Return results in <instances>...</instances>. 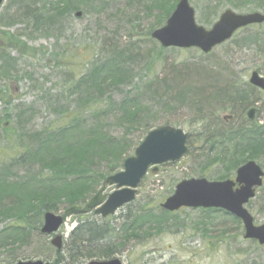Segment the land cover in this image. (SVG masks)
<instances>
[{
    "label": "rangeland",
    "instance_id": "rangeland-1",
    "mask_svg": "<svg viewBox=\"0 0 264 264\" xmlns=\"http://www.w3.org/2000/svg\"><path fill=\"white\" fill-rule=\"evenodd\" d=\"M92 1L95 4L99 2ZM174 1L171 0L170 3ZM57 2L58 0H5L0 8V171L12 169L16 174L11 177L13 181L27 179L32 190L39 179L51 176V169L41 168L39 162L33 161L30 152L38 145V137H43L46 133L53 135L57 129H62L71 112H74L76 120L83 121L84 128H88L92 122H101L106 126L111 125L113 130H110L115 135L119 134L123 127H118L114 121L103 120L102 116L92 115L106 109L110 99L109 92L98 104L82 107L75 102L77 94L71 88L75 80L86 76L96 63L110 56L109 52H102L106 36L114 37L121 46L134 43L138 48L135 52L140 53L136 58L138 62L133 63L132 76L120 78L118 88L112 94L113 100L117 103L126 97L139 98L140 127L147 123L151 130L164 125L180 127L190 133L191 138L185 156L176 162L159 165L155 173L149 169L139 183L135 201L103 220L108 229L107 237L97 245L100 249L111 246V257H118L126 264H264V246L244 239L243 224L237 223L231 214L220 209L202 207L167 212L161 204L173 194L181 180L203 176L208 181H219L228 172V178L234 177L237 168L231 167V171L223 158L215 160L219 145L212 148V141L215 140L211 138L213 134L231 126L239 128L244 125L250 128L251 122L264 129V91L255 89L249 81L253 71L260 72L264 77V24L248 26L238 31L233 39L217 46L212 53L205 54L196 48H161L150 36L166 20V15L160 10H154L148 16L141 14L140 19L135 21V29L124 25L118 28L115 35L113 26L118 25L119 21L110 16L116 14L117 5L124 6L126 0H110V6L104 14L82 4V1L75 5L72 3L71 6L62 1L59 4ZM190 2L196 10L197 23L207 29L226 9L243 14L257 11L264 13V0ZM50 4H53L50 9H43L44 5ZM167 6H170L169 3ZM26 7L38 9V17H23L22 8ZM37 19H41L43 23H37ZM147 49H153V56H148L150 53ZM158 54L160 56L157 59ZM4 62L8 66L5 67L7 70L1 68ZM185 74L188 77L195 76L196 82H181L182 85L178 86L173 83L176 78ZM165 78L170 85V88H164L167 90L166 94L169 91L167 95L162 94L164 91L161 89ZM208 79L215 82L208 85L210 88H219V92L228 91V95L220 96L214 89L209 93L206 104L201 102L198 106L195 99L187 97L188 89H193L192 97L204 95L199 89H203L202 83ZM151 80L161 89V94H156L160 97L159 103L155 96L153 99V92L146 89V84ZM239 93L243 96V103ZM170 97L173 101L170 99L168 103L174 107L166 102ZM197 97L199 100L203 98ZM179 98L181 101L185 98L188 101L181 106ZM233 102L239 106H235ZM200 106H204V112L198 114ZM250 107L256 108V117L252 121L248 120L246 114ZM229 115L233 118L227 123L224 117ZM5 121L10 124L8 130H3L2 122ZM211 122V128L216 132L204 134L203 131L210 128L208 126ZM141 133L142 131L135 130L128 138L137 137V143L143 139ZM135 146L137 145L134 144L125 156H132ZM252 156L253 153H244L239 164ZM254 156L264 169V155L259 158ZM101 183L86 194L87 198L97 191ZM115 188L108 187L106 193L113 192ZM58 198L50 201L47 207L52 206L54 213L63 214L68 207V199L61 196ZM31 200L37 203L39 199ZM263 205L264 185L247 205L254 216V222L258 224L264 223ZM146 214L154 218V222H147L143 225L144 229L124 238L123 227ZM85 217L101 223L93 213ZM83 218L79 215L70 216L61 227L67 244L73 228ZM157 218L161 219L159 223L156 222ZM11 221L6 217L0 218V231ZM31 221L33 225L43 223L42 219L37 221L34 218ZM50 240L51 237L34 233L29 245L24 240L0 244V264H8L12 259L55 261L57 253ZM62 252L63 257L69 260L65 262L69 264L67 249L64 248ZM102 257L105 258V255ZM104 258L97 255L83 259L78 264Z\"/></svg>",
    "mask_w": 264,
    "mask_h": 264
},
{
    "label": "trees",
    "instance_id": "trees-1",
    "mask_svg": "<svg viewBox=\"0 0 264 264\" xmlns=\"http://www.w3.org/2000/svg\"><path fill=\"white\" fill-rule=\"evenodd\" d=\"M61 1L70 6L72 3L75 5L82 1V4L84 3L92 7L91 9L95 8V10L101 12V14L107 12L106 10H108L110 6V0H99L96 4L92 0L93 3H91L90 0H58L57 4L61 3ZM170 1L171 0H167L166 2H164V0H126L124 6L121 4L117 5L116 14L110 16L114 19L117 18L119 21L118 25L113 26V33L117 35L118 28L124 25H128L130 28L135 29V21L140 19V15L146 14L148 16L150 12L152 13L154 10H160L166 17L169 16L178 0L174 1V3L176 2L175 4H171ZM168 3L170 5L169 7L167 6ZM52 5L53 4L48 6L44 5L43 9H50ZM20 7L23 6L20 5ZM43 9L40 11H43ZM21 15L26 18H32L34 15V18H37L38 9H32L31 7H26V9L22 8ZM36 22L43 23L41 19H37ZM103 42L105 46L102 52H109L110 56L108 55L104 61L96 63L86 76H82V78L75 80V84H72L71 89L74 94H77L75 102L82 107H87L92 103L98 104L105 94L109 92L108 98L110 99L108 100L109 104L106 106V109L98 114L92 115L96 117L102 116V119L108 122L114 121L118 127H123V130L115 135L110 130L112 129L111 125L106 126L101 122L96 124L92 122L88 128H84L82 125L83 121H79V119L76 120V117L73 115L74 112H71V115L69 114V120H67L66 125H64L62 129H57L53 135H47V133L43 137H38V135V145H35L32 149L30 156L33 161L36 160L39 162L41 168H50L51 176L46 179H39L38 182L34 183L35 188L32 190L29 188L27 179L13 181L11 177L16 176V174L11 171L12 169L6 168V170L3 169L0 171V218L6 217L7 219H12L11 223L7 224L5 229L0 231V244L5 245L12 242V240H24V243L29 245V241L33 234L40 233V224L33 225L31 220L36 218L37 221H41L46 212L52 211L53 207L49 205L47 207V204L55 198L59 199L58 197L60 196L67 198L68 202L66 204L68 207L85 203L90 198V196L87 198L86 194L90 193L91 190H95L94 187L99 186L102 180L122 167L123 161L127 157L125 156L126 153L130 152L134 144L138 145L142 141L141 139L136 143L135 141L138 138L135 136L128 138L130 133L135 132V130L142 131L141 136L143 138V136L151 130L149 129L148 123L142 127L138 125L141 124L138 118L140 117V109L138 107L139 98L133 96L127 99L126 97L117 103L112 98V94L115 93L113 92L114 89L118 88L117 86L119 85L118 83H120V78H128L129 75L132 76L133 74L131 68L134 67L133 63L138 62L136 58L140 56V53L138 54L135 52L138 49L136 44L129 43L121 46L119 43H116L114 37L109 38V36H106ZM151 52H153V49L148 50V53H150L148 56L152 55ZM159 56L160 54H158L156 58L158 59ZM5 67L8 66H5L4 62L1 68L7 70ZM188 76L185 74L183 77L176 78L173 83L178 86L182 85L181 82L186 84H189L188 81L191 80H193V83L196 82L195 76ZM72 80L73 79H70V81ZM173 83L172 86L175 87ZM197 83L199 82L197 81ZM202 84L203 89H199V91H203L204 95H195V97H192L193 94L191 93L193 89H188L189 96L187 97L192 100L195 99V104L197 102L198 106L201 102H203V105L206 104L208 95H210L209 93L214 89L220 96L228 95V91L223 90L219 92V88H210L208 86L209 84H215L211 79L205 80V82L203 81ZM161 85L164 86L161 88L164 91L162 94H166L167 87L170 88L169 81L165 78ZM165 87L166 89L164 90ZM146 89L153 92V99L155 96V100L159 103L160 97L158 96V98L156 94H161V89L157 88L156 82L152 80L149 81L146 84ZM238 95L242 97L240 101L243 103L242 94L239 93ZM197 96L203 98L199 100ZM235 96H237V94ZM171 98L172 97L166 102L168 103ZM171 100L173 101V99ZM179 100L182 104L180 105L183 106L187 99L185 98L181 101L179 98ZM233 103L235 106H239V104ZM170 106L174 107L173 104ZM203 107L204 106H200L198 108V114L204 112ZM28 109L31 110V108ZM206 113L207 112H205V114ZM211 126H213L212 122L210 126H208L210 128L207 131H203V133H215L216 131L213 132ZM2 127L3 130L9 129L8 126ZM114 132L117 131L114 130ZM263 134L264 130L258 128L256 125L251 126L250 129L247 130L244 125L240 126V128L231 126L227 130H222L219 133L213 134L211 138L215 140L212 141V148L219 145V147H217L219 150L216 153L215 160L220 157L223 158L228 164V169L230 168L229 170H231V167L237 168L240 165V159L244 153H253L250 159L255 158L254 155L259 158L261 155H264ZM32 137L34 138L35 135ZM228 177H230L229 172L223 174L219 179H226ZM33 194L35 195L32 198ZM31 199L39 200L35 203V200ZM262 208H264V205ZM11 213H13L14 216ZM233 219L237 223H240L236 217L233 216ZM152 221L154 222V218L147 216V214L146 216L135 218L132 223L123 227L122 231L124 233V238H128V236L133 235L136 231L144 229L145 227H143V225ZM159 221H161V219L157 218L156 222L159 223ZM105 225V223L98 224L94 221H92V223L82 222L74 229L70 236V242L65 245V249H67L69 253V264H78L81 263L83 259L94 258V256L97 255H101V257L104 255L111 256V246H104V249H100V246L97 245L99 242H103L107 237L108 229ZM57 257L58 261L68 264L67 261L69 262V260L63 257V253H57ZM65 260L67 261L65 262ZM16 261V259H12L8 264L15 263Z\"/></svg>",
    "mask_w": 264,
    "mask_h": 264
},
{
    "label": "water",
    "instance_id": "water-1",
    "mask_svg": "<svg viewBox=\"0 0 264 264\" xmlns=\"http://www.w3.org/2000/svg\"><path fill=\"white\" fill-rule=\"evenodd\" d=\"M4 0H0V6ZM81 15V14H79ZM195 9L190 7L189 0H180L175 11L170 15L165 26L155 30L152 37L161 41L165 47H193L196 46L202 51L210 52L212 49L226 40L236 32L237 29L248 24L264 22V15L260 13L238 14L226 10L220 19L214 23L211 29H205L196 24L194 18ZM253 84L264 89V80L255 72L250 80ZM254 111H250L253 117ZM187 134L183 129L164 125L150 131L143 142L135 149V155L127 158L124 162V169L106 179L109 185L115 184L118 190L106 196L102 191L98 192L84 207L74 206L66 212L71 213L88 212L92 208L100 206L96 210L102 217L113 215L124 204L135 200L136 187L146 174L148 167L152 164H163L167 161H176L186 152ZM263 172L254 161L243 165L237 172L236 180L207 181L205 178H191L177 184L175 194L168 197L163 207L166 210H179L180 207H216L225 209L227 212L236 215L244 224L245 238L258 240L264 245V224L256 225L251 213L246 209L247 204L256 194V187L261 186ZM236 183L239 188H234ZM45 224L42 227L44 233L56 232L63 224L61 215L48 212L45 217ZM58 250H61L62 236H56L52 241ZM17 264H56L43 260L19 261ZM89 264H123L121 260L92 261Z\"/></svg>",
    "mask_w": 264,
    "mask_h": 264
},
{
    "label": "flooded vegetation",
    "instance_id": "flooded-vegetation-1",
    "mask_svg": "<svg viewBox=\"0 0 264 264\" xmlns=\"http://www.w3.org/2000/svg\"><path fill=\"white\" fill-rule=\"evenodd\" d=\"M98 218H100L101 220H103V218H101V217H98Z\"/></svg>",
    "mask_w": 264,
    "mask_h": 264
}]
</instances>
